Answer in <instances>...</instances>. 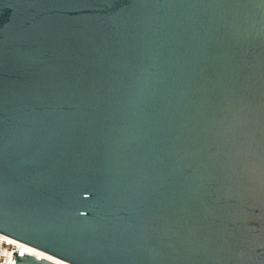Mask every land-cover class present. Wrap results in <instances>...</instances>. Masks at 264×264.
Here are the masks:
<instances>
[{
	"label": "water",
	"instance_id": "water-1",
	"mask_svg": "<svg viewBox=\"0 0 264 264\" xmlns=\"http://www.w3.org/2000/svg\"><path fill=\"white\" fill-rule=\"evenodd\" d=\"M0 233L264 264V0H0Z\"/></svg>",
	"mask_w": 264,
	"mask_h": 264
},
{
	"label": "built area",
	"instance_id": "built-area-1",
	"mask_svg": "<svg viewBox=\"0 0 264 264\" xmlns=\"http://www.w3.org/2000/svg\"><path fill=\"white\" fill-rule=\"evenodd\" d=\"M0 235H3V237L7 238L5 240L0 241V263L1 264H14L15 259H16V255H14V253H17V256H24V255L29 254L24 249V246H26L27 244H25V243H23L17 239H14L12 237H9L7 235H4L2 233H0ZM27 246H29V245H27ZM29 247H31V246H29ZM32 248H34V247H32ZM36 250H38V249H36ZM38 251H40V250H38ZM30 255H33V256L37 257L38 259H42L41 256H38L36 254H30Z\"/></svg>",
	"mask_w": 264,
	"mask_h": 264
},
{
	"label": "bare ground",
	"instance_id": "bare-ground-1",
	"mask_svg": "<svg viewBox=\"0 0 264 264\" xmlns=\"http://www.w3.org/2000/svg\"><path fill=\"white\" fill-rule=\"evenodd\" d=\"M7 238L3 237V235H0V241L1 240H5ZM24 249L26 250L27 253L29 254H36L38 256H41L42 258H47V259H50V260H55V259H52L50 256L44 254L43 252H40L38 250H36L35 248H32V247H29V246H24ZM55 262H57L58 264H64L62 262H59L57 260H55ZM1 264V263H0Z\"/></svg>",
	"mask_w": 264,
	"mask_h": 264
}]
</instances>
